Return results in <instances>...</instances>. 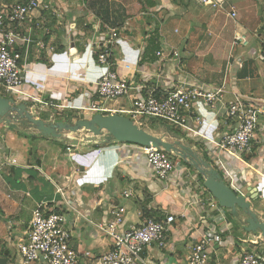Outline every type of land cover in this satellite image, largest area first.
I'll return each mask as SVG.
<instances>
[{
  "label": "crops",
  "instance_id": "1",
  "mask_svg": "<svg viewBox=\"0 0 264 264\" xmlns=\"http://www.w3.org/2000/svg\"><path fill=\"white\" fill-rule=\"evenodd\" d=\"M46 1L56 11L55 14L46 12L41 16L49 34L45 36L43 30L36 29L32 33V39L36 42L42 40L46 47L40 50L33 42L25 54V46H19L30 75L22 87V98L15 99L18 104L27 105L29 112L36 116L41 112L37 108L40 100L50 98L60 105L67 100L65 108L53 116L54 119L44 121L74 123L92 117V113H80L74 107L97 99L95 85L105 69L97 64L93 46L102 43L109 30L116 31L119 36L113 45L112 69L130 85L126 96L109 106L105 105L113 110L109 114L125 116L123 111L130 109L128 107H131L134 98L144 97L151 90L160 93L171 91L185 77L209 85L224 82L230 92L226 99L236 92L264 101V0H259L258 10L252 0L244 2L245 12L252 6V11L258 13L259 28H263V33H242L245 30L242 24L234 33V36L245 35L251 44L250 49L246 48L245 53L237 46L238 53L231 52L229 61H226L228 56L225 55L219 61L212 59L206 68L197 63L195 55L188 59L181 55L180 67L172 57H167L171 49H178L183 42L188 41L189 44L191 39L202 35L196 28V21L191 20V6L196 7L194 0ZM228 3L231 4L230 1ZM231 6L238 16L240 12L236 4L228 5ZM35 17L40 20L38 15ZM195 20L198 22L200 18ZM181 32L184 33V40L179 38ZM49 47L54 50H49ZM218 62L221 65L218 66ZM194 110L202 118L201 126L196 127L199 135L180 129H173L176 131L173 132L168 128L169 131H166L172 136L179 134L184 144L215 167L217 160L213 155L216 156V152L210 142L232 130L233 124L225 121L221 113H212L202 104H194ZM76 135H64L62 138L40 135L37 141L42 150L33 156L29 164L25 160L27 154L26 157L10 155L8 161L4 160L9 168L4 167L6 173L2 176L4 200L0 216L5 209L14 213L0 217V224L3 223L2 228L7 234L0 235V258L6 261L5 264H24L17 254L16 244L27 230L33 210L40 203L66 213L72 231L71 247L80 254L90 253L97 257L109 250L110 237L99 226L107 224L111 210L122 207L123 221L116 228L119 234L139 226L148 218L163 220L171 214L176 217L167 233L166 247L160 249L151 245L144 251L142 257L147 264H187L192 243L201 234L213 231L221 237V241L209 250L208 264H237L242 251L247 248L246 233L243 232L242 236L234 231L226 213L229 210L223 209L221 215L207 207H198L196 200H208L212 196L209 193L210 196H207L208 191H197L198 176L191 170L188 174L186 164L178 160V166L182 164L186 168L185 174L174 173L167 182H163L155 177L144 157L117 151L114 142L103 144L101 138H97L89 143V135H79L80 139L74 137ZM13 139L12 136L7 139L6 152L9 151V144L17 145ZM65 144L72 145L71 153L66 151ZM60 145L65 147L62 152ZM220 157L230 173V178H225L224 172H220L224 181L228 185L233 181L244 194L248 188H257L259 193H263L258 200L264 203V114H257L253 150L245 157L246 163L226 154ZM57 187L68 192L67 201L73 209L65 208L63 199L57 194ZM124 192L130 196L126 197ZM249 194L254 196L252 192ZM31 195L35 202L29 201ZM53 199L56 201L51 204ZM253 211L260 218L264 217L263 210ZM9 248H13V253ZM257 252L264 254V250L259 251L258 248Z\"/></svg>",
  "mask_w": 264,
  "mask_h": 264
},
{
  "label": "built area",
  "instance_id": "2",
  "mask_svg": "<svg viewBox=\"0 0 264 264\" xmlns=\"http://www.w3.org/2000/svg\"><path fill=\"white\" fill-rule=\"evenodd\" d=\"M228 1L194 0L200 6L214 11H223ZM46 12L56 13L46 0H21L11 5L0 4V86L3 87L6 94H10L8 96L10 98H12L11 94L16 95L18 99L22 98V87L27 81L26 77L30 75L28 64L18 48L20 45H24L25 54H27L30 44L36 42L32 39L33 29L43 30L45 36L49 34V29L44 27L41 17L43 16L42 13ZM36 15L40 20L35 17ZM227 16L232 19L236 18L237 13L233 6L230 7ZM117 40H119L118 33L109 30L102 43L94 44L96 62L105 69L95 85L94 93L97 99L86 101L78 107L75 106L74 110L80 113L90 112L92 115L109 114L113 110L105 107V104L127 95L130 90L128 81L120 78L112 69L113 45ZM248 44L249 41L245 35L235 34L233 37V46L241 47ZM36 45L40 50L46 47L42 40H38ZM49 50L53 51L54 49L49 47ZM160 54L157 53V55ZM167 57H172L171 59L175 60L180 67V55L176 49H171ZM228 93L230 92L224 82L220 85H209L185 77L171 91L160 93L151 90L144 97L134 98L131 101V108L123 112L138 126L139 123L149 119H156L160 121L159 123L170 126L169 128L198 135L200 132L196 127L201 126L202 118L194 110V104H202L205 109L212 113H221L225 121H231L233 128L211 140L210 143L216 152V156L213 155L217 160L214 168L219 172L223 171L225 178H230V173L224 167L220 156L226 154L228 157L246 163L245 157L250 155L253 150L257 114H264V101L236 92H232L231 97L226 99L225 96ZM67 103L65 100L60 105L55 103L53 99L45 98L40 100L37 108L40 111L51 112L57 108L56 113L59 114ZM114 143V148L117 151H128L144 157L155 177L160 181L167 182L174 173L185 174L184 165L178 166L177 160L172 159L171 154L161 148L132 143ZM71 147V144L66 146L68 153H71ZM187 173L190 174L188 170ZM196 184L197 191H206L202 184L199 182ZM229 186L238 192L241 190L233 181ZM67 193L62 187H57V194L63 199L65 208L73 209L67 201ZM124 195L130 196L128 192H124ZM55 201L53 199L51 204ZM196 204L200 208L207 207L222 215L223 208L218 205L213 197L208 200L199 198L196 200ZM48 205L40 203L36 206L27 230L17 241L16 251L24 264H147L142 257L144 251L151 245H156L160 249L165 248L167 233L176 221V217L172 214L163 220L148 218L139 226L119 234L116 232V228L122 224L124 208H115L111 210L107 224L104 227L99 226L110 237L111 246L107 252L96 257L90 253L80 254L71 247L72 231L66 213L57 208L49 209ZM220 241L221 237L214 231L201 234V237L191 245L187 264H208L209 250ZM262 255L246 248L239 256L237 264H264Z\"/></svg>",
  "mask_w": 264,
  "mask_h": 264
},
{
  "label": "water",
  "instance_id": "3",
  "mask_svg": "<svg viewBox=\"0 0 264 264\" xmlns=\"http://www.w3.org/2000/svg\"><path fill=\"white\" fill-rule=\"evenodd\" d=\"M13 122L28 124L43 137L62 138L63 132L79 134L84 131L87 136L89 135L87 137L89 143L101 138L103 144L119 142L161 148L177 156L186 164L188 171L191 170L195 173V176L199 175L201 181L199 179L198 181L221 208L229 210L230 214L239 221L242 220V216L245 217L241 222L245 233H251L256 238L264 240V219H261L256 211H253L250 204V200L258 199L263 193H259L257 188H248L245 195L242 190L237 192L232 189L210 162L198 156L189 145L182 142L179 134L173 136V141H166L164 137L154 136L129 118L117 114H94L90 119H82L74 123L71 121L66 123L44 121L30 113L27 105L18 104L13 98L0 96V124L15 128ZM250 192L254 196H251ZM5 263L6 261L0 258V264Z\"/></svg>",
  "mask_w": 264,
  "mask_h": 264
},
{
  "label": "rangeland",
  "instance_id": "4",
  "mask_svg": "<svg viewBox=\"0 0 264 264\" xmlns=\"http://www.w3.org/2000/svg\"><path fill=\"white\" fill-rule=\"evenodd\" d=\"M231 4L235 3L237 6L238 11L240 12L238 14V16L235 19L230 18L229 16L226 15V13L229 11L230 7H228L229 4L228 2L225 4V9L223 11L221 10H210L209 8L200 6L199 4H195V6L197 7H192V12L191 14V20L192 22L195 23L196 21V28L199 29L200 33L202 34L201 37H197V39H191L190 43L188 44V41L185 43L183 42L181 44V46H178V50L179 51V55L183 58H191L192 56L197 57L198 58V64H201L202 67H208V64L211 63V60H217L219 61L223 56H228L226 61H229L231 58V52H237L238 48H236L237 46H233V37H234V33L236 30H239L241 28V24L243 25V28H245V30L242 33H249L247 35H251L250 33L254 32V33H263L262 29L263 28H259V25H261L258 22V13L257 12H253L252 11V6L251 8L249 7V10H245L246 9V3L245 0H229ZM7 2V5H11L16 3V0H1L0 4H3ZM9 3V4H8ZM251 3H255V7L258 10L260 5L259 0H252ZM257 3V4H256ZM197 9V11H196ZM259 12V11H258ZM200 18V21L197 22V20H195ZM202 19V20H201ZM191 22V23H192ZM247 28V29H246ZM182 29V27H181ZM180 29V31H181ZM198 31V30H197ZM240 32V31H239ZM177 34H175L176 36ZM179 38H183L184 33H180ZM249 39L251 38V36H248ZM184 40V38H183ZM250 43L248 44V47L246 46H241L240 49H242L245 53L247 51V49H250ZM215 49H214V48ZM235 47V48H232ZM247 48V49H246ZM209 49H214L209 51V53L207 54L206 51H208ZM241 50V52H242ZM238 53V52H237ZM193 62H195V60H193ZM217 65H221V62H218ZM0 96L1 97H7L10 98L8 96H10V94H6L3 87L0 86ZM13 99H17L16 95L11 94ZM112 102H107L105 105L109 106L111 105ZM131 108V107H128ZM76 112V111H75ZM80 114V113H79ZM58 115L56 114L55 111H41L38 112L37 116L39 118H42L43 120H48V119H54L53 116ZM126 117V116H125ZM130 119V117H129ZM160 121L156 120V119H149L146 122H142L139 123V127L142 128L143 130H145L146 132L157 136V137H164L166 141H173V134L170 133L168 134V127L167 125H163L159 123ZM13 124L15 125V128H12L9 125H4V124H0V146L2 145L3 147L0 148V165L1 166V170H0V207L3 203V182H2V176L4 173H6V169L9 168L8 165L4 164V162H7L8 159L7 157L10 155H14V157H18V155H24L26 157L27 154V159H25L27 161V163L29 164V161H31L33 158V156H35L39 151H41L42 149L39 146V142L37 141L38 139H40V134L35 131L30 125L28 124H21L18 122H13ZM165 128V129H164ZM173 129V128H170ZM149 130V131H148ZM168 130V131H166ZM63 135H66V137H68L67 135H76V134H69V133H63ZM79 135H81V137L83 135L87 136V134H85L84 131H82ZM79 135H76L74 137L80 139L81 137ZM12 136V138H14L12 141L17 142V145L14 143L13 144H9L8 145V152H6V143H7V139H9V137ZM172 136V137H170ZM11 140V139H10ZM9 140V141H10ZM68 144H65V146H67ZM61 147V152L64 151L65 147L60 145ZM6 155V156H5ZM172 159H176L177 161L180 160L177 156L171 154ZM7 160V161H4ZM183 164V162H181ZM6 166V169H4V167ZM52 188H54L52 186ZM238 192V191H237ZM207 196H210L208 194V192L206 193ZM239 194V193H238ZM246 195V194H245ZM6 199V198H5ZM30 202H35L34 196L31 195L29 198ZM251 204H252V208L253 209H257V210H263L264 211V203L261 202V200H250ZM1 209V208H0ZM225 210V209H224ZM214 211V210H213ZM212 211V212H213ZM229 218V221L233 223V227H234V231L238 232V235L242 236L243 234V228L240 226L242 223V220L245 219L244 216H242V220H238L236 217L232 216L229 212H226ZM14 215L13 212H11L8 209H5V211H3V214L0 217H3L5 215ZM258 214V213H257ZM259 216V214H258ZM263 216V215H262ZM9 217V216H8ZM12 217V216H10ZM262 219H264V217H261ZM6 219H4L3 221H5ZM1 228H0V235H7L4 232V228H2L3 223L0 224ZM10 226V225H9ZM241 228V229H240ZM2 242V240H0V243ZM246 247L249 248L250 250H254L255 252H257V248L259 249V251L264 250V240L256 238L253 234L251 233H246ZM256 248V249H253ZM10 251L13 253V248H9ZM262 257L264 258V254L262 255Z\"/></svg>",
  "mask_w": 264,
  "mask_h": 264
},
{
  "label": "trees",
  "instance_id": "5",
  "mask_svg": "<svg viewBox=\"0 0 264 264\" xmlns=\"http://www.w3.org/2000/svg\"><path fill=\"white\" fill-rule=\"evenodd\" d=\"M18 2V1H17ZM6 4H7V2H5ZM9 4V3H8ZM160 124H162V123H160ZM169 128V127H168ZM170 129V128H169ZM171 131H173V132H176L175 130H173V129H170ZM178 133V132H177ZM198 179L201 181V177L198 175ZM256 200H258V199H256ZM255 200V201H256ZM143 215H144V213H143ZM145 216H147V213H145Z\"/></svg>",
  "mask_w": 264,
  "mask_h": 264
},
{
  "label": "bare ground",
  "instance_id": "6",
  "mask_svg": "<svg viewBox=\"0 0 264 264\" xmlns=\"http://www.w3.org/2000/svg\"><path fill=\"white\" fill-rule=\"evenodd\" d=\"M149 131V130H148Z\"/></svg>",
  "mask_w": 264,
  "mask_h": 264
}]
</instances>
